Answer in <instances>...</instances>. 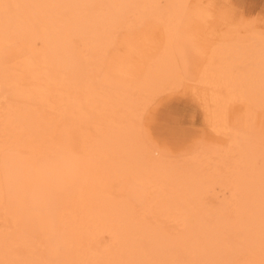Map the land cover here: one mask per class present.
Returning a JSON list of instances; mask_svg holds the SVG:
<instances>
[{"label": "bare ground", "instance_id": "1", "mask_svg": "<svg viewBox=\"0 0 264 264\" xmlns=\"http://www.w3.org/2000/svg\"><path fill=\"white\" fill-rule=\"evenodd\" d=\"M189 2L191 0H0V49L14 43L15 56L19 59L17 66L9 67L0 58V83L32 85L37 93L43 95L44 101L49 96H56L59 102H64L70 98V91L82 90L85 103L91 108L67 111L70 117L85 119L93 124V129H80L75 136L76 143L84 152V160L75 152H62L61 156L65 159L49 167L57 169L59 176L70 171L81 177L74 201L76 212L64 221L69 247L79 250L82 234L93 237L106 231L111 232L115 242H118L115 250L118 249V254L113 251L116 255L111 254L110 257L118 256L119 264H169L174 255L172 251L178 250L175 247H180L184 255L186 251L193 250L187 252L188 255L191 252V255L194 254L189 259L192 263L188 264H200L201 260L203 264H223L227 257L225 264H230L229 253L233 252L231 247L234 245H227V240L232 237L231 232L239 228L243 231L246 246L264 253V174L256 166V155L248 153L250 145L244 144L240 150L241 157H249V165L246 163L243 170H238L236 188L251 202L240 203L236 219L209 222V226L208 222L204 223L205 213L199 209L196 211L193 201L191 204L188 178L177 176L162 156L152 150L146 154V151L140 154L141 150L138 151L142 144L138 142L140 128L133 124L132 115L138 110L139 103L144 101V107L151 97L181 85L177 55L183 53L186 54L183 65L189 61L187 67L196 75L198 93L210 126L215 132L227 136L230 148L240 142L237 128L250 133L258 117V109H264V31L253 30L247 37L215 34L200 21L202 3L199 0ZM146 16L152 17L146 22L150 28H143L136 34V41L132 44L137 48L132 54L139 63L134 70L120 69L125 90L133 89V92L124 96L102 92L89 73L94 53L106 40L115 36L118 24L127 22L126 19H129L130 25L137 24ZM251 21L246 23V27L252 24ZM92 24L96 25L95 29L87 31ZM157 32L159 38L155 37ZM176 33L178 36L174 42ZM71 35L84 37L87 53L73 50ZM187 54L192 58H188ZM236 106L242 110H235ZM50 107L53 105L50 104ZM0 123L18 130L25 136L24 142L36 144L38 148L58 152L59 145L69 146L60 143V136L53 137L54 124L40 113L22 115L14 110L3 116L0 111ZM63 129L61 132L67 138L66 129ZM36 147L29 146L32 152H41ZM197 153L191 155V160L198 159L196 163L203 164V159L198 162L200 154ZM36 157H31L38 160L33 161V169L39 176L42 172L48 176V168H43V171L39 168L46 158L41 159L38 154ZM127 175H131L138 185L145 186L146 193L148 188L153 189L157 205L167 214H177L175 218L182 220L185 226L194 222L190 229L187 227L190 231L187 229L185 234L176 236L178 239L169 236L173 240L168 238V234L165 238L169 240L165 239L166 235L160 228H154L159 232L158 236L155 233L149 235L152 226L147 225L145 220L143 223V218L135 217L132 206L124 202L102 206L103 201L99 198H108L107 185ZM96 200L101 202L97 204H100L99 207H96ZM198 218L209 227L200 231L201 234L197 232L202 238H195L198 229L195 231L193 227H202V220ZM143 240L151 241V244L148 242V251L146 246L142 247L147 245ZM150 246L155 250L174 249L160 251V254L157 250L158 255L155 256ZM109 250L107 254L112 253ZM177 253L175 255H179ZM107 256L105 258L109 259ZM2 257L3 252H0V259ZM103 257L98 260L94 257L96 262L100 260L94 264H113V260L104 262ZM80 260V264H85ZM175 262L172 261L173 264Z\"/></svg>", "mask_w": 264, "mask_h": 264}, {"label": "rangeland", "instance_id": "2", "mask_svg": "<svg viewBox=\"0 0 264 264\" xmlns=\"http://www.w3.org/2000/svg\"><path fill=\"white\" fill-rule=\"evenodd\" d=\"M199 1L202 3L201 9L203 10L200 21L204 22L215 34L224 33L247 37L253 30L264 31V0ZM151 18V16H146L143 21L133 25H130L129 19H126L127 22L117 25L115 36L106 40L101 49L94 53L88 67L89 73L94 77L97 87L102 92L113 96H124L133 92V89L125 90L126 88L122 84L124 79L120 77L122 74L120 69L134 70L137 67L139 62L136 63L132 54L137 48L132 44L136 41V34L142 32L143 28H150L146 22ZM250 20H252L250 22L252 24L246 27V23ZM95 27V24L89 25L87 31H91ZM159 36V32H157L155 37L159 38ZM177 36L178 33L174 37V42ZM71 39L73 50H84L87 53L83 36L71 35ZM15 53L14 43L6 44L0 49V58L6 66L15 67L19 63ZM177 57L182 77L181 85L151 97L144 107V101L139 103L138 110L132 115L133 124L140 128L138 139L140 138L141 141L138 140V142L142 144L138 151L141 150L139 154L146 151L144 152L146 154L148 150H152L155 154L162 156L165 164L168 163L167 166H170L177 176L188 178L187 190L190 193L191 204L193 201V206L197 207L196 211L199 209L205 213L203 219L204 223L208 222L207 226L216 221L229 222L239 216L238 206L241 202H251L245 198L244 194V197L241 196L242 192L236 188L238 170H243L246 163L249 165V157L239 155L244 144L251 146V151L248 153L256 155L258 160L256 166H259L264 174V109H258V117L250 133L245 132L246 130L243 128H237L240 142L232 144L230 148L227 136L215 132L210 126L206 109L198 93L196 75L187 67L189 61L185 66L183 65V62L186 61V54L183 53ZM188 58H192V56H188ZM70 92V98L64 102H59L56 96H49L44 101L43 95L37 93L32 85L23 84L20 86L18 83H0V111L3 116L8 115V111L13 112L14 110L22 115L40 113L45 119L51 120L52 125L54 124L53 137L60 136V143L64 142L69 145H59L56 150L58 152H53L45 147L38 148L36 144L24 142L25 136L18 130L4 127L0 123V237L2 240L0 252H3L0 264H80V259L82 262L85 261V264H94L103 255H109L107 256L109 259L105 258L106 256L103 257L104 262L113 260V264H119L118 256L110 257L111 254H115L113 251L118 245L111 232H98L93 237L82 234L80 249L69 247L64 221L76 212L74 201L77 199L81 177L78 173L70 171L63 172L59 176L57 169L49 167H53L65 159L61 156L62 152H75L79 158L84 160V152L76 143L75 136L80 129H93V124H89L85 119L70 117L67 114V111L71 109L91 110L85 103L82 90ZM50 104L53 107H50ZM235 110L242 109L236 106ZM63 128L66 129L67 138L61 132L64 130ZM30 145L35 146L41 152H32L29 148ZM68 147H72L74 150L72 151ZM229 148L230 151H228ZM197 152L200 154L198 162L203 159V164H197L198 159L192 158L191 160V155ZM37 154L42 156L41 159L46 158L44 165H39V168H42V171L43 168H48L46 170L50 172L47 174L48 176L43 172L39 176L33 169L35 166L32 165L33 161L38 162V160H33L31 157L37 158ZM112 182L111 185H107L108 187L105 186L106 189H109L106 191L107 194L105 193L108 198L106 196L104 197L107 199L99 198L103 201V203L99 201L103 204L102 206L106 207L109 204L115 206L120 202L127 203L134 208V216L141 220L143 218V223L145 220L147 225L152 226L151 230L160 228L164 231L162 233L166 235L164 238L168 234V238L170 236L173 239L174 237L178 239L176 236L185 234V231L193 225L194 222L192 225L185 226L182 220L175 218L177 214H167L157 205L153 189L150 191L148 188V193H150L148 195L144 191L145 186L134 182L131 175ZM106 189L104 188V191ZM111 196L112 198H110ZM114 198L118 200L115 201ZM99 202L96 200V207H99L100 204L97 205ZM102 206H100L101 209ZM204 220L201 222L202 227L200 225L197 228L193 227L195 231L198 229L195 232V238L200 237L199 235L202 233L200 231H206L209 228L203 223ZM147 230L149 232V229ZM151 230L149 235L155 233L157 234L155 236H158L159 232ZM197 232L200 234L197 235ZM242 232V229L238 228L231 232V234L233 233L232 237L227 240V245H234L231 247L233 255L229 253L232 257L227 254L230 264H264V253L249 249V246L245 244ZM155 236H152L153 239ZM172 238L169 239L173 240ZM147 240H143L147 242V245L138 242L142 247L146 246V250L148 242L151 244V241ZM150 248L152 249V246ZM175 248L178 250H173L174 247L170 248L174 252L172 255L176 257L172 256L169 264L172 261L175 262L181 254L180 247ZM108 249L112 253L107 254ZM170 249L166 247V249L157 250L160 254V251L166 252ZM182 249L188 250L183 247ZM157 250L152 249L154 254L151 251L149 253L157 256L158 252H155ZM190 250L182 251V253L185 252V255L181 254L180 259L176 261L177 264H188L190 257L194 256V254L191 255L193 250L188 255L187 252ZM115 252L118 254V249ZM176 252L179 255H175ZM94 257L97 259L95 258V260ZM149 257L152 258L151 255ZM115 258L116 262H114ZM221 259L223 260V258ZM226 259L224 260L227 261ZM224 260L223 264H225ZM201 262L200 264H203ZM218 263L221 264V262Z\"/></svg>", "mask_w": 264, "mask_h": 264}]
</instances>
